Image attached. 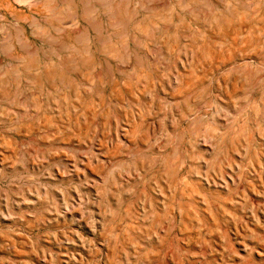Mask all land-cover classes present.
<instances>
[{
  "label": "rangeland",
  "instance_id": "rangeland-1",
  "mask_svg": "<svg viewBox=\"0 0 264 264\" xmlns=\"http://www.w3.org/2000/svg\"><path fill=\"white\" fill-rule=\"evenodd\" d=\"M0 264H264V0H0Z\"/></svg>",
  "mask_w": 264,
  "mask_h": 264
},
{
  "label": "bare ground",
  "instance_id": "bare-ground-1",
  "mask_svg": "<svg viewBox=\"0 0 264 264\" xmlns=\"http://www.w3.org/2000/svg\"><path fill=\"white\" fill-rule=\"evenodd\" d=\"M122 37V36H121ZM101 39V38H100ZM140 59V58H139ZM142 62V60H140ZM137 63V62H136ZM138 64V63H137ZM142 67V66H141ZM36 68V67H35ZM18 77V76H17Z\"/></svg>",
  "mask_w": 264,
  "mask_h": 264
}]
</instances>
